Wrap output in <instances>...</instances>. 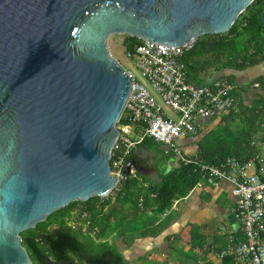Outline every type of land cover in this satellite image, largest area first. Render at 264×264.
<instances>
[{
    "label": "water",
    "instance_id": "1",
    "mask_svg": "<svg viewBox=\"0 0 264 264\" xmlns=\"http://www.w3.org/2000/svg\"><path fill=\"white\" fill-rule=\"evenodd\" d=\"M253 1L0 0V264H33L20 232L115 186L130 80L110 36L192 47Z\"/></svg>",
    "mask_w": 264,
    "mask_h": 264
},
{
    "label": "trees",
    "instance_id": "2",
    "mask_svg": "<svg viewBox=\"0 0 264 264\" xmlns=\"http://www.w3.org/2000/svg\"><path fill=\"white\" fill-rule=\"evenodd\" d=\"M263 10L264 0H254L227 32L198 37L181 56L187 80L196 85H209L205 81L216 71L244 70L263 61ZM140 40L125 35L123 45L129 48ZM221 79L233 82L232 74H225ZM260 105H264L262 97L254 106ZM122 123H125L123 116L117 125ZM236 150L232 148L223 155L215 149L211 154L201 150L197 160L220 165L228 158L248 160L256 153L251 150L242 158ZM201 180L202 174L193 164H181L159 183L146 188L141 186L137 175L131 176L106 197L74 201L52 212L35 228L20 232L21 242L33 264H126L117 240L130 247L137 239L159 234L164 224L157 221V215L169 210L174 201L185 197ZM235 237H240V229ZM223 260L225 264H233L231 256Z\"/></svg>",
    "mask_w": 264,
    "mask_h": 264
},
{
    "label": "built area",
    "instance_id": "3",
    "mask_svg": "<svg viewBox=\"0 0 264 264\" xmlns=\"http://www.w3.org/2000/svg\"><path fill=\"white\" fill-rule=\"evenodd\" d=\"M189 48L148 40L124 46L133 71L126 70L130 90L121 115L125 123L117 125L119 134L110 155L111 175L116 181L113 190L136 176L133 169L127 172L126 167L137 145L146 139L162 144L182 163L195 165L206 183L227 179L232 185V216L240 237L231 236L218 257L231 256L233 264H264V177L252 171L262 160L258 156L246 161L231 157L220 165H211L186 157L177 145L178 139L195 133L197 119L208 117L215 108L228 106L233 89L226 79L209 85L189 82L181 61Z\"/></svg>",
    "mask_w": 264,
    "mask_h": 264
},
{
    "label": "crops",
    "instance_id": "4",
    "mask_svg": "<svg viewBox=\"0 0 264 264\" xmlns=\"http://www.w3.org/2000/svg\"><path fill=\"white\" fill-rule=\"evenodd\" d=\"M225 74H232L230 104L197 119L195 133L178 139L177 145L186 157L194 159L201 150L211 154L215 149L223 155L236 148L235 153L242 158L256 150L248 160L256 156L262 160L252 171L264 177V105L254 106L259 97L264 99V60L244 70L227 69ZM129 161L144 188L159 183L164 175L184 164L151 139L137 145ZM234 200L227 179L216 184L201 180L169 210L157 215V221L164 224L159 234L137 239L130 247L117 240L126 264H225L218 253L239 229L232 216Z\"/></svg>",
    "mask_w": 264,
    "mask_h": 264
},
{
    "label": "rangeland",
    "instance_id": "5",
    "mask_svg": "<svg viewBox=\"0 0 264 264\" xmlns=\"http://www.w3.org/2000/svg\"><path fill=\"white\" fill-rule=\"evenodd\" d=\"M123 41V35L110 36V38L108 39L109 52L111 56L119 61V63L125 70L133 71V63L125 56Z\"/></svg>",
    "mask_w": 264,
    "mask_h": 264
}]
</instances>
